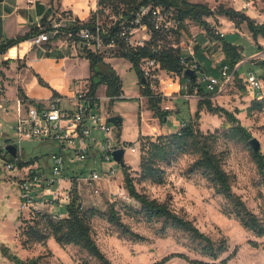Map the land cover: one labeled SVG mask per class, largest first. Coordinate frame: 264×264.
Wrapping results in <instances>:
<instances>
[{
    "label": "rangeland",
    "instance_id": "obj_1",
    "mask_svg": "<svg viewBox=\"0 0 264 264\" xmlns=\"http://www.w3.org/2000/svg\"><path fill=\"white\" fill-rule=\"evenodd\" d=\"M188 1L208 4L214 10H217L220 5L234 8L238 4L251 1L248 12L264 19V0ZM100 22L106 26L112 24L109 18H102ZM190 26V28H194V32L199 29L194 23H191ZM150 34V31L144 28L136 29L131 35L133 44L145 43ZM176 37L174 34L163 43L177 44ZM233 38H236V42L240 44L246 62L239 68L238 76L234 77V81L222 93L224 98L215 100L213 103L235 112L236 117L251 132L252 137H256L260 141L261 152L264 154V115L258 108H253L252 112L248 113V108L254 100L244 84L250 71L257 74L264 73L262 64L258 59L253 58L262 51V48L246 34L235 37L228 36L229 40ZM76 47L79 50L84 49V45L80 42ZM179 47L181 49L180 45ZM120 51L119 46L108 48L103 57L106 61L112 59L111 63L117 68L122 80L123 92L128 97L118 99L113 103L103 101V112L123 117V123L117 129L121 139L131 144V147L125 151V166L115 163L116 178L111 183L100 182L98 192L84 182L72 185L66 179L62 182L61 193L57 201L43 204L42 191L38 190L35 194V202L31 206L26 205L20 196V180L23 178L24 172L17 174L18 168L13 173L0 169V264H15L8 254L17 255L23 260L38 259L40 264H84L85 262L102 264L78 246H62L53 237L48 238L45 242H35L29 240L25 232L27 223L32 221L38 211L54 216H67L66 206L71 201L67 199V195L72 191V197L74 190L78 192L84 208L94 213V216L89 219L93 236L112 264H192L179 256L162 262L164 258L172 254H184L191 260H203L218 264L236 248V255L226 264H264V235L259 236L246 229L240 220L231 213V205L223 195L216 191L215 186L201 173L189 172V166L197 159V156L182 154L173 163L166 165V180L162 184L141 178L140 148L142 138L161 134L165 127L172 128L173 125L168 120L169 116L166 119H160L154 115V112L149 108L147 98L142 95L143 88L139 75L130 60L119 56ZM76 64V68H72L73 72L79 76L87 77L86 65ZM215 74L217 75V71ZM173 76L177 75L163 72V79L169 80V77L173 78ZM161 86L160 83L154 90L163 93ZM46 87H50V85ZM105 91V85L98 88L100 95H104ZM179 107L180 111L176 112L177 119L185 120V122L196 120L195 113L191 111L187 102H180ZM162 109H168L172 114L175 111L171 110L168 98L163 101ZM191 112L194 114L191 115ZM198 123L204 132L219 130L221 135L216 144V152L222 160L223 168L231 176L233 190L264 222V183L249 140L229 137L226 127L223 128L222 123L230 126V122L224 115L210 113L206 108L201 110ZM0 131V144H4L8 139H13L9 123H4ZM111 136L117 139L115 134H111ZM22 146L25 151L24 158L38 160L46 174L52 176L50 156L53 152L58 151L59 147L54 143L35 139H24ZM73 166L83 171L84 174H88L94 165L90 162L80 161L74 163ZM125 174L134 178V184L138 191L168 204L173 211L191 220L213 240L227 239L228 251L220 259L214 261L202 255L199 242L189 232L174 227L163 220L148 221L142 212L141 204L129 195L124 180ZM72 175V171L68 172L69 178ZM121 183L123 185L120 186ZM112 206L121 221L131 231L141 235L143 239L124 234L117 224L109 220L108 215ZM6 248L8 254L4 252Z\"/></svg>",
    "mask_w": 264,
    "mask_h": 264
},
{
    "label": "trees",
    "instance_id": "obj_2",
    "mask_svg": "<svg viewBox=\"0 0 264 264\" xmlns=\"http://www.w3.org/2000/svg\"><path fill=\"white\" fill-rule=\"evenodd\" d=\"M100 0L99 5H109L114 8L124 6L126 13L130 15V11L143 4L153 2L155 5L164 7H174L178 11V16L182 21L191 19L206 29L210 34L215 35L214 28L205 19L212 14L225 15L237 24L246 22L250 32L255 38L259 35L264 37V24L258 23L256 20L248 16L243 11L236 10L233 7H225L220 5L217 10H212L207 4L193 3L188 0H113L108 3ZM95 21V13L92 14L88 21H81L83 24H91ZM131 17H126L127 26L134 27L130 22ZM115 21L112 25L110 32L111 35L117 33L119 23ZM149 27L152 28L151 22L145 19ZM42 32L41 29H32L29 33L19 36L14 40H9L0 45V53L5 52L8 48L30 39L31 37ZM177 44L181 33L177 31ZM222 40L223 50L225 52V64L233 71L237 64L243 59L240 47L226 41L220 35H216ZM160 35L153 32L150 40L146 41L143 45L132 46L124 40L116 39L117 45L120 47V57L126 58L131 61L133 68L142 81V72L140 63L143 58L154 57L161 63L162 68L168 73H175L181 77H185L190 82L195 83L197 79H193L184 73L182 60L184 55L178 45L177 48L172 47L170 44L159 43V40L166 41L168 37L161 39ZM106 42L109 43L111 37H105ZM80 56L89 60L91 75L89 77L90 87L93 92H96L101 85L106 86V93L112 97L111 103L118 100L114 99L115 96L123 92V84L119 74L109 64L106 63L103 56L98 55L84 45V49H80ZM36 74V73H35ZM42 85L49 86L40 75L36 74ZM238 71H235V77ZM201 98L198 100V109L195 112V121L186 122L178 131L172 133H161L158 135H148L141 140V156H140V169L141 178L144 180H151L153 183L162 184L166 180V165H170L182 154H191L197 156V159L189 166V172H199L209 182H211L216 191L223 195L228 203L231 205V213H233L241 222V224L248 230L255 232L257 235H264V222L260 217L254 213L242 199L237 195L232 187L231 176L223 168L222 160L216 152V144L220 137L219 130L214 132H204L201 130L198 120L201 116V110L206 108L210 113L224 115L230 122V126L222 123V127L226 129V133L231 138H243L249 140L252 138L251 132L241 124L240 120L236 117L235 112L226 109L223 106L215 105L211 99V95L202 91L199 87ZM19 95L27 97L21 88H19ZM53 95L56 97L59 93L53 90ZM143 96L147 98L149 108L154 112V115L160 119H164L171 115L170 111L162 109V103L167 98L163 93L156 92L154 88L147 85L143 89ZM28 98V97H27ZM32 100V99H31ZM264 101H253L252 105L248 108V113H251L253 108L262 110ZM238 112V111H237ZM253 148V147H252ZM254 150V149H253ZM255 161L258 166L259 173L262 176L264 183V154L253 152ZM126 169V167H125ZM129 195L131 198L138 201L142 206L148 221L163 220L169 222L172 226L181 228L189 232L195 238L200 246L201 253L204 256L216 261L226 253L229 249L227 239L218 241L213 240L211 237L203 233L191 220L184 218L175 211H173L168 204L158 201L157 199L150 198L147 194L137 190L134 184V178L129 174L124 177ZM67 216L60 217L53 214L38 211L35 217L27 223L25 232L29 240L35 242H45L48 238L53 237L60 245H74L88 252V254L102 264H112L106 257L103 251L97 244L89 219L94 216V213L89 212L84 208L80 201V196L74 190L70 203L66 206ZM112 223L117 224L124 234L134 236L137 239H143L131 231L120 219L114 206H112L108 215ZM7 248L4 252L7 253ZM237 253V248L227 257L222 259L218 264H226ZM15 264H40L38 259L23 260L17 255L8 254ZM176 256L185 258L192 264H216L215 262H207L203 260H191L184 254H172L163 259L162 262L168 261ZM84 264H89L85 262Z\"/></svg>",
    "mask_w": 264,
    "mask_h": 264
},
{
    "label": "built area",
    "instance_id": "obj_3",
    "mask_svg": "<svg viewBox=\"0 0 264 264\" xmlns=\"http://www.w3.org/2000/svg\"><path fill=\"white\" fill-rule=\"evenodd\" d=\"M108 3L113 0H103ZM97 0L95 21L91 24H83L77 19H73L72 25L65 26L61 23H50L41 27L42 32L29 39L32 45H41L60 35H64L75 46L78 42L85 45L98 55L103 56L108 48L118 46L116 39L124 40L132 46L134 45L131 35L138 28H144L150 31V40L153 32H156L164 39L171 38L179 31L183 21L178 16V11L174 7H164L155 5L153 2L143 4L131 10L128 15L124 6L114 8L109 5H99ZM251 1L245 2L244 8H249ZM130 16V22L134 27L127 26L126 17ZM102 18L111 19L112 24L103 25L100 21ZM148 19L152 24L149 27ZM115 21H121L115 35H111L110 29ZM111 37L107 43L105 37ZM220 36H224L220 32ZM163 43V40H159ZM141 42L139 45H143ZM177 48L178 44H170ZM169 45V46H170ZM194 51L190 50V56H184L182 65L184 73L192 69L197 74L200 72V62L193 59ZM264 68V50L255 56ZM142 72L141 87L144 89L147 85L152 88L158 87L162 81L164 69L158 59L154 57L143 58L140 63ZM229 66L224 65L222 75L226 80H230ZM234 76V75H233ZM203 81H208V88L214 91L221 81L216 77L203 75ZM144 80V81H143ZM246 89L250 92L255 101H264V73L257 74L250 71L244 81ZM124 93L115 96L114 99H125ZM105 91L100 95L98 90L93 92L88 79H78L73 82L72 95L69 97L58 95L47 104L41 105L35 101L18 95L16 98V109L14 119L8 120L6 114L10 113L5 98L4 86L0 84V128L4 123H9L13 132V139H8L4 144H0V169L13 173L18 168V173L24 172L20 180V196L26 205H33L35 194L38 190L42 191V203H53L60 196L62 182L66 179L73 183L84 182L94 191H99L100 182L111 183L116 178L117 167L114 153L119 149L131 147L127 141H123L117 129L118 126L109 121L110 113L103 112V101L111 102ZM64 103H66L64 105ZM261 113L264 115V106ZM186 122L180 125L184 126ZM179 128V129H180ZM1 134V131H0ZM115 134L117 139L111 136ZM24 139H35L44 142H51L59 147L58 151L51 154V173L49 176L44 171V167L38 160H26L25 151L22 146ZM9 145L16 148L13 155L8 149ZM134 150V148H133ZM90 162L94 165L91 172L84 174L78 168L74 167L77 162ZM121 164V163H120ZM72 171L73 175L69 178L68 172ZM123 185L122 183L120 186ZM56 187V188H55ZM71 192L67 199L71 200ZM73 195V194H72Z\"/></svg>",
    "mask_w": 264,
    "mask_h": 264
},
{
    "label": "crops",
    "instance_id": "obj_4",
    "mask_svg": "<svg viewBox=\"0 0 264 264\" xmlns=\"http://www.w3.org/2000/svg\"><path fill=\"white\" fill-rule=\"evenodd\" d=\"M244 4L245 2L236 5L234 8L243 11L258 23L264 24V19L249 13L250 7L244 8ZM96 7L97 0H0V45L25 35L32 29L45 27L52 22L70 26L73 19L88 21ZM212 10L214 11L213 8ZM205 19L214 28L216 35L223 32L224 36L221 37L239 46L240 50L241 46L236 42V38L229 40V35L235 37L246 34L253 38L254 43L262 48V51L264 50V37L259 35L255 38L246 22L237 24L229 17L219 14H212L205 17ZM191 23L199 28L197 32L193 31L194 28H190ZM216 35L210 34L191 19L183 21L178 45L181 46L184 56H190V50L194 51L192 58L200 62V72L195 83L190 82L185 77L181 79L177 74L173 78L169 77V80L167 78L163 79L162 73L161 90L163 95L169 99L171 110H175L173 114L169 115L168 119L173 127H165L163 133L176 132L179 130L180 125L185 122V120H179L176 117V112L180 111V102H187L191 111H194V113L197 111L198 100L201 98V93L198 92L199 87L202 88V91L211 95L213 102L222 100L224 98L222 93L234 81L235 71H238L246 62L241 50L243 59L233 71L229 70L231 79L226 80L222 75L223 66L226 65V56L222 40ZM111 60L105 61L118 73ZM76 63L86 65L88 69L87 77L79 76L73 72L72 68H76ZM216 71L217 75L215 74ZM163 72L166 73L167 71L164 70ZM35 73L40 75L50 87L41 85ZM90 75L89 60L81 57L80 50L64 35L41 45H32L28 39L8 48L5 52L0 53V84L4 86L7 105L11 110L10 113L6 114V118L9 121L14 119L15 100L19 95V88L23 90L29 99L44 105L55 98L53 90L61 96L69 97L72 95L73 82L80 78L89 79ZM203 75L219 78L221 85H217L214 91L209 90L208 81L201 79ZM170 80L171 82H169ZM166 89L168 91H165ZM194 113L191 112V115Z\"/></svg>",
    "mask_w": 264,
    "mask_h": 264
},
{
    "label": "water",
    "instance_id": "obj_5",
    "mask_svg": "<svg viewBox=\"0 0 264 264\" xmlns=\"http://www.w3.org/2000/svg\"><path fill=\"white\" fill-rule=\"evenodd\" d=\"M186 74L189 75L190 77H192L193 79H197V74L192 69L186 70ZM109 121L111 123H113L114 125L119 126L120 124L123 123V117L121 115L110 116ZM250 144L253 147L255 152L261 151V143L256 137H252L250 139ZM8 149L10 150V152L13 155H15L16 148L13 145H9ZM114 156H115L116 160L121 163V165L125 166V160H124L125 150L124 149H119V150L115 151Z\"/></svg>",
    "mask_w": 264,
    "mask_h": 264
},
{
    "label": "bare ground",
    "instance_id": "obj_6",
    "mask_svg": "<svg viewBox=\"0 0 264 264\" xmlns=\"http://www.w3.org/2000/svg\"><path fill=\"white\" fill-rule=\"evenodd\" d=\"M135 151V150H134Z\"/></svg>",
    "mask_w": 264,
    "mask_h": 264
}]
</instances>
